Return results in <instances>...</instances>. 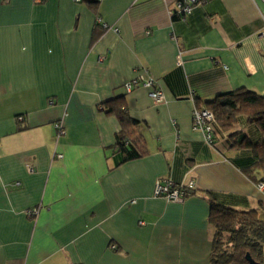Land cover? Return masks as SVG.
Masks as SVG:
<instances>
[{"label": "crops", "instance_id": "1", "mask_svg": "<svg viewBox=\"0 0 264 264\" xmlns=\"http://www.w3.org/2000/svg\"><path fill=\"white\" fill-rule=\"evenodd\" d=\"M176 6L0 0V264H210L213 201L264 218L254 150L192 127L219 94H264V0H205L184 19ZM138 73L163 102L127 90ZM119 97L145 150L125 162ZM236 131L264 136L244 116ZM159 180L195 187L170 201Z\"/></svg>", "mask_w": 264, "mask_h": 264}, {"label": "trees", "instance_id": "2", "mask_svg": "<svg viewBox=\"0 0 264 264\" xmlns=\"http://www.w3.org/2000/svg\"><path fill=\"white\" fill-rule=\"evenodd\" d=\"M112 103L109 112L115 114L120 123L117 134L118 152L122 155L120 161L141 157L145 150L136 138L131 137L132 126L139 121L128 114L123 97L112 100ZM203 107L210 109L215 116L213 142L215 125L218 124L223 131L232 132L231 148H252L256 164L264 169V136L259 143H253L243 131H236L238 119L244 116L248 123L258 125L264 135V94L247 89L233 90L217 95ZM210 222L215 227L210 264H251L248 253L255 264H264V218L258 210H237L213 201Z\"/></svg>", "mask_w": 264, "mask_h": 264}, {"label": "built area", "instance_id": "3", "mask_svg": "<svg viewBox=\"0 0 264 264\" xmlns=\"http://www.w3.org/2000/svg\"><path fill=\"white\" fill-rule=\"evenodd\" d=\"M42 0H35V2H40ZM75 2H82L84 0H74ZM205 0H177V6L175 10L176 16L184 19L186 15L190 14L193 8ZM106 25V24H105ZM115 30H118L117 28ZM139 83H142L146 88L149 89L150 97L157 103L163 102L165 100V94L163 90L156 86V81L151 76H146L145 74L138 73L131 81L126 83V88L131 91L132 88ZM53 103V101H51ZM20 120L24 119V116H18ZM215 116L214 113L206 107H196L193 110V124L194 130L203 131L205 134V139L208 143L213 142V130ZM61 128L60 133H64L65 130L60 124H57ZM61 155V154H60ZM195 187V182L189 181L188 184H176L171 180H159L155 186V195L166 197L170 201H183L188 193ZM260 189H264V182L258 183ZM38 213V208H33L28 211L30 215H36Z\"/></svg>", "mask_w": 264, "mask_h": 264}, {"label": "water", "instance_id": "4", "mask_svg": "<svg viewBox=\"0 0 264 264\" xmlns=\"http://www.w3.org/2000/svg\"><path fill=\"white\" fill-rule=\"evenodd\" d=\"M247 258H248V260L250 261L251 264H255L256 263L249 253L247 254Z\"/></svg>", "mask_w": 264, "mask_h": 264}]
</instances>
